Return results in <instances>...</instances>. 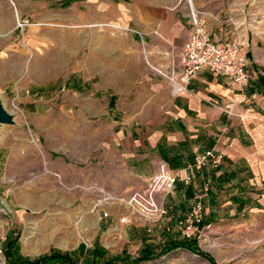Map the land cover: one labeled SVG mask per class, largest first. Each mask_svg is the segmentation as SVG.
<instances>
[{
    "label": "rangeland",
    "instance_id": "374dc122",
    "mask_svg": "<svg viewBox=\"0 0 264 264\" xmlns=\"http://www.w3.org/2000/svg\"><path fill=\"white\" fill-rule=\"evenodd\" d=\"M64 1L0 0V104L9 117L0 125V264H9V241L23 260L57 251L86 264L96 246L105 259L122 251L134 259L144 241L182 238L183 219L170 215L148 227L135 217L120 225L125 210L103 202L107 181L97 166L115 161L122 127H157L177 95L168 77L178 80V54L152 55L136 20L151 27L144 13L153 6L182 18L184 4ZM193 1L206 27L215 17L246 57V40L264 56V0ZM254 209L202 228L203 214L196 219L193 239L212 263L177 249L141 264H264V214Z\"/></svg>",
    "mask_w": 264,
    "mask_h": 264
},
{
    "label": "crops",
    "instance_id": "0c3cea01",
    "mask_svg": "<svg viewBox=\"0 0 264 264\" xmlns=\"http://www.w3.org/2000/svg\"><path fill=\"white\" fill-rule=\"evenodd\" d=\"M184 11L181 18L169 8L153 6L144 13L151 27L136 20L137 28L146 31L145 44L152 55L162 58L180 52L190 33L185 6ZM170 26L177 28L176 33ZM221 26L215 17L207 20L212 41H234ZM154 28L161 31L162 41ZM245 42L248 86L241 91L229 79L201 71L174 96L157 127H122L115 142L117 150L110 153L115 161L97 166L107 181L103 191L127 197L144 190L157 164L164 162L172 173L181 170L180 180L164 201L173 219L186 216L206 182L209 192L202 199L204 221L199 223L246 208L264 214V56L257 53V46ZM226 105L231 106L230 115ZM209 149L221 156L219 166L206 167L191 182H184L185 166Z\"/></svg>",
    "mask_w": 264,
    "mask_h": 264
},
{
    "label": "built area",
    "instance_id": "2783aa9c",
    "mask_svg": "<svg viewBox=\"0 0 264 264\" xmlns=\"http://www.w3.org/2000/svg\"><path fill=\"white\" fill-rule=\"evenodd\" d=\"M180 2H183L186 9L190 33L178 53V80L175 81L173 77H168L173 85V93L183 92L190 81L201 71H206L213 77H225L236 89L244 90L251 78L247 70L248 61L246 53L243 52V44L237 40L223 43L212 41L205 19L195 7L194 1L181 0ZM230 108V105L224 108L229 115ZM220 163L221 156L218 153L213 149L206 150L182 170L185 172L184 182H191L192 178L204 168H216ZM180 178L181 170L172 173L164 162H159L155 174L149 179L144 190L133 191L127 197L102 192V200L105 204L118 206L125 210L118 219L120 225L127 224L131 217H135L148 227L160 222L168 215L164 201L174 190ZM208 192L209 184L206 182L186 216L178 222L183 239H193L194 235L199 232L195 221L203 213L202 199ZM102 216L108 218L109 213L104 212ZM0 253H2L1 250Z\"/></svg>",
    "mask_w": 264,
    "mask_h": 264
},
{
    "label": "trees",
    "instance_id": "16d2710c",
    "mask_svg": "<svg viewBox=\"0 0 264 264\" xmlns=\"http://www.w3.org/2000/svg\"><path fill=\"white\" fill-rule=\"evenodd\" d=\"M71 3V0H66L61 2L60 5L65 7ZM79 91H82V88L78 85L75 87ZM109 109L114 108V99L111 98L108 104ZM205 224L200 223L199 227L202 228ZM144 241V240H143ZM140 251V256L134 259H131L126 251H122V253L114 258L105 259V252L101 250L98 246H96L90 252V260L86 264H141L144 262H149L156 260L162 256L169 254L170 252L181 249L190 252L191 254H195L200 256L201 258L212 263V258L205 252H202L196 242V239L186 240L183 238H179L176 236L166 235L164 240L157 244H146ZM15 241H9L6 248V255L8 256L9 264H78V260L74 258V256L70 254H62L57 251H51L49 254L42 256L36 260H23L19 258L17 254L14 255L15 252ZM83 250V246L81 247Z\"/></svg>",
    "mask_w": 264,
    "mask_h": 264
},
{
    "label": "water",
    "instance_id": "95a60500",
    "mask_svg": "<svg viewBox=\"0 0 264 264\" xmlns=\"http://www.w3.org/2000/svg\"><path fill=\"white\" fill-rule=\"evenodd\" d=\"M8 119H9L8 114L5 112L2 105L0 104V125L6 123Z\"/></svg>",
    "mask_w": 264,
    "mask_h": 264
}]
</instances>
